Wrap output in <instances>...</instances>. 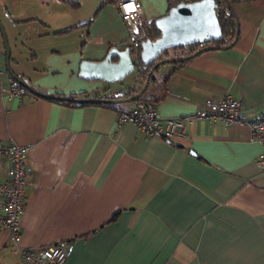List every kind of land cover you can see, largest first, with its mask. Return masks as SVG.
<instances>
[{"label": "crops", "instance_id": "1", "mask_svg": "<svg viewBox=\"0 0 264 264\" xmlns=\"http://www.w3.org/2000/svg\"><path fill=\"white\" fill-rule=\"evenodd\" d=\"M140 1L145 37L171 7L195 0ZM233 6L231 46L156 70L145 91L160 116L191 115L226 95L249 118L264 115V0ZM1 25L0 139L29 146L22 247L71 242L66 264H264L263 147L248 125L196 119L170 140L119 125L114 107L42 96L134 104L139 73L79 75L82 61L130 45L114 0H0ZM12 77L26 88L21 99L6 92ZM0 264H26L2 228Z\"/></svg>", "mask_w": 264, "mask_h": 264}, {"label": "built area", "instance_id": "2", "mask_svg": "<svg viewBox=\"0 0 264 264\" xmlns=\"http://www.w3.org/2000/svg\"><path fill=\"white\" fill-rule=\"evenodd\" d=\"M74 2L76 0H64ZM120 16L126 23L129 34L132 59L136 71L144 70L141 61V43L144 38V11L140 0H114ZM219 13V8L217 9ZM204 46L205 43H200ZM7 94L22 98L26 92L19 79L12 77ZM118 124L131 123L144 135L159 134L174 140L184 137L187 126L196 119L220 120L226 125L246 124L250 127L253 139L262 144L263 150L258 157V164L264 171V115L249 118L242 110L241 100L226 95L221 99L210 98L205 106L194 114L179 118L160 116L156 104L151 100L136 99L125 110L118 109ZM29 146L13 140L4 142L0 139V228L9 232L14 248L21 253L26 264H66L73 252L71 242H60L45 246H27L20 244L22 228L21 218L26 208L27 156Z\"/></svg>", "mask_w": 264, "mask_h": 264}, {"label": "water", "instance_id": "3", "mask_svg": "<svg viewBox=\"0 0 264 264\" xmlns=\"http://www.w3.org/2000/svg\"><path fill=\"white\" fill-rule=\"evenodd\" d=\"M225 2L232 13L236 16L233 3L230 0H225ZM218 6L219 3L217 0H195L180 2L171 7L166 15L156 19L155 21V26L159 30L160 35L155 39L148 38L141 43V60L143 64L149 65L169 48L202 42L210 43L213 40L220 39L223 33L217 12ZM0 27L3 31L2 25ZM237 28L239 30L238 23ZM4 37L6 41L5 33ZM218 48L220 47L215 45L205 47L207 50H214ZM203 50L204 49H201L200 51L184 57L161 59L156 63V65L166 62L184 61L194 57ZM7 51L9 52L8 49ZM135 69L136 65L132 59L131 47L127 46L123 50L113 47L101 61H82L79 75L86 79L99 78L108 82H115L123 80L125 77L134 72ZM153 70L154 69L148 73L142 89L130 97V100H136L144 94L148 87ZM46 97L61 98L84 103L110 101L100 98H66L59 95L49 94L46 95Z\"/></svg>", "mask_w": 264, "mask_h": 264}, {"label": "trees", "instance_id": "4", "mask_svg": "<svg viewBox=\"0 0 264 264\" xmlns=\"http://www.w3.org/2000/svg\"><path fill=\"white\" fill-rule=\"evenodd\" d=\"M230 1L232 3H235V1H237V0H230ZM217 2L219 3L218 17H219V22H220V25L222 28L223 35L221 36L220 39L211 41L209 43V45H215V46H219L220 48H222V47H226V46L233 44L235 42V40L237 39V37H238V28H237L238 21H237V17L232 13L230 8L226 4L225 0H217ZM159 35H160V32L156 28L155 23H154L149 29H147L146 35L144 38L155 39ZM209 45H206V46H209ZM206 46H201L200 43H194V44H190V45H184V46H178V47L166 49L156 60L151 62L149 65L144 66V70L142 73L143 74V76H142L143 83H145L147 75L152 69H154V70L152 72L149 84L155 78V72L160 66V65H156V63L159 60L165 59V58H171V57H184V56H188L190 54H193L197 51H200L201 49H204L203 51L198 53V54H200L202 52L208 51L207 49H205ZM187 60H189V59H187ZM187 60H184V61H187ZM184 61H180V62L184 63ZM149 84H148V86H149ZM146 92L147 91H145L144 94L139 99L150 100V99H147ZM40 95H42V94H40ZM56 95H59V94H56ZM42 96L46 97V95H42ZM59 96L66 97V98H85V97L64 96V95H59ZM46 98H48V97H46ZM86 98H89V97H86ZM48 99L61 101L63 103L70 104V105H82V104L88 103V102H85V103L84 102H75L72 100L61 99V98H48ZM100 99L110 100V101H105V102H98L100 104H103L106 106H111V107H114L116 109L125 110L124 108L120 107V104H119L120 102H122V100H116L114 97H111V96H106V97H103ZM90 103H92V102H90Z\"/></svg>", "mask_w": 264, "mask_h": 264}, {"label": "rangeland", "instance_id": "5", "mask_svg": "<svg viewBox=\"0 0 264 264\" xmlns=\"http://www.w3.org/2000/svg\"><path fill=\"white\" fill-rule=\"evenodd\" d=\"M5 49H6V48H5ZM142 73H143V72H142ZM142 73H140V78H141V79H143V78H142V76H143ZM130 75H131L130 77H133V78H134V77H136V76L138 75V72L135 70V71L132 72Z\"/></svg>", "mask_w": 264, "mask_h": 264}, {"label": "bare ground", "instance_id": "6", "mask_svg": "<svg viewBox=\"0 0 264 264\" xmlns=\"http://www.w3.org/2000/svg\"><path fill=\"white\" fill-rule=\"evenodd\" d=\"M142 41H144V40H142ZM206 44H207V43H205V45H204V46H206ZM129 46H130V45H129ZM141 61H142V60H141ZM142 63H143V62H142ZM143 65H144V64H143ZM135 70H136V69H135ZM138 99H139V98H138Z\"/></svg>", "mask_w": 264, "mask_h": 264}]
</instances>
